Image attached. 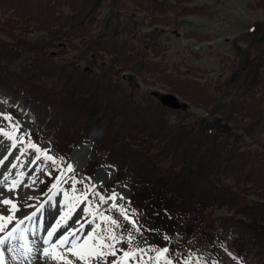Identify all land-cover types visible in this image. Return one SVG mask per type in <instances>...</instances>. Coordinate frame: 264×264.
Masks as SVG:
<instances>
[{"label": "trees", "instance_id": "obj_1", "mask_svg": "<svg viewBox=\"0 0 264 264\" xmlns=\"http://www.w3.org/2000/svg\"><path fill=\"white\" fill-rule=\"evenodd\" d=\"M103 1L108 8L119 9L128 8L125 2H129L132 12L144 11L149 16L147 24H174L176 20L168 10L174 15L207 11L204 4L188 7L183 0H0V36L15 38L14 43L0 38V100L4 108L27 111L31 136L36 142H48L57 158L85 141L90 127L101 129L92 143L91 167L112 163L116 178L129 184L128 200L137 218L129 226L138 229L122 237L128 243L145 231L149 241L143 252L150 253L156 264H175L177 250L185 257L189 251L183 246L200 241L214 254L218 249L214 241H219L220 250L233 253L241 264H264V153L260 149L240 142V135L228 129L223 137L219 131L206 130L185 145L188 124L179 110L142 94L135 96L130 89L132 82L126 90L118 87L111 78L112 64L110 71H93L88 63H55L51 48L66 36L81 37L82 31L74 29L89 27ZM30 5L36 7L29 11ZM15 21L22 27L19 33L13 31L11 22ZM28 23L30 29L25 32ZM147 33H152V53L117 34L114 40L123 51L111 47L109 52L117 51L115 58L140 79L166 85L249 135L252 125L245 120L250 119L252 124L261 121L264 126V85L238 98L217 100L218 83L198 81L193 70L168 63L165 47L160 48L156 41L155 26ZM238 38L253 50L264 52L262 36L257 33L240 34ZM100 41L107 42L96 37L87 45L93 43L99 50L96 43ZM20 52H29L30 57L13 70L9 63ZM91 56L93 60L94 50ZM45 75L47 79L42 80ZM227 178L231 180L229 185L224 183ZM216 208L226 212L212 214ZM165 248L167 252L158 255L156 249Z\"/></svg>", "mask_w": 264, "mask_h": 264}, {"label": "rangeland", "instance_id": "obj_2", "mask_svg": "<svg viewBox=\"0 0 264 264\" xmlns=\"http://www.w3.org/2000/svg\"><path fill=\"white\" fill-rule=\"evenodd\" d=\"M172 2H175V0H172ZM184 2L185 0L182 1V4ZM125 4L130 7L129 2H125ZM185 4H189L190 6L188 7L204 4L207 11H185L184 14L174 15L173 12L168 10L167 14L171 13L176 20L174 24L166 25L157 22L147 24L149 16L145 14L144 11L135 10L132 7L134 12H132L129 7L122 9L115 7L108 8L106 1H103L99 7L97 19L90 20L89 27L84 28L79 26L81 29H74L82 31L81 37L79 36L80 38L77 37V35H73L74 37L66 36L64 39L61 38L57 42V45L51 48L52 51H55L53 52L54 61L56 64L70 62L74 66L87 65L86 63H88V65H92L93 71H98L100 68H105L107 71H110V65L112 64L114 69L112 72H114V74H111V78L116 81L118 87H122L123 90H126L127 84L132 82L133 85L130 87L132 91H130L133 92L135 96L139 97L140 94H142L146 99L169 107H171L169 104L160 101V95L165 92L176 94L179 105L175 106V108L179 110V115H183L182 119L185 124H188L186 128V138L183 142L185 145H188V142L193 141V139L201 137L206 130L210 132L212 130L219 131L220 136L223 137L228 129L232 131L233 134L237 133L240 135V142L244 141L245 143H250L251 148L257 147L258 150L261 149L264 153V126L261 125V121L252 124L250 119L245 120L246 124L252 125V132L249 135L245 131L237 127L235 128L229 120L225 121L221 119L219 114L212 116L201 107L193 105L185 97H182L175 91L169 90L166 85L148 83L140 79L128 65L123 64L121 60L115 58L118 57L117 51L114 53L109 52L112 49L111 47H118V51L122 53L123 49H121V44L117 39L116 41L114 40V37L118 35L119 37H126L132 40L137 44L136 47L138 49L152 53V49L149 45L152 33L149 34L147 31L150 27L155 26L158 33L155 35V38H157L156 41L159 43L160 48L165 47L163 50L164 59L168 63L175 62L181 69L187 68L193 70L195 73L193 77L198 79V81L207 79L206 81H210L212 84L218 83L220 92L217 94L213 92L217 95V100L223 101L226 99L238 98L244 96L249 89L254 90L257 87L263 86L264 52L255 51L251 47L246 46L242 40L237 38V35L242 33H257L262 36V44H264V0H188ZM33 6L36 7V5H30L28 10L31 11ZM70 22L71 20H69L67 25H70ZM11 23L14 28L13 31L16 33L22 31V27L17 26L18 24L16 21ZM26 26L27 27L24 28L25 32L30 29V24L28 23ZM5 29H7V27ZM194 32H198V34H193ZM31 33H37V31H32ZM86 33L88 34V38ZM202 34H207V36ZM135 35H140L142 38L139 39ZM96 37L107 40V42L100 41L96 43L99 50L95 49L93 43L90 46L87 45L89 40L92 42L93 38ZM0 38L12 43H14L15 39L10 35L3 34H1ZM93 50L95 57L93 60H90ZM29 57V52H20L11 60L9 67L13 70H18L20 65ZM111 60H113V63H111ZM129 75H131V78H128ZM122 76H127V78ZM47 77L48 76L45 75L42 80H46ZM2 106L3 104L0 100L1 109ZM13 111L18 113V118L8 120L0 110V130H3L0 132V153L2 152L5 156L7 155L8 159L11 158L9 164L3 167L7 158L4 160L3 157H0V159L2 158L4 161L3 166L0 168V174L3 172L0 179V200L8 198L14 203L17 202L15 204L19 212H23L26 204L32 203L31 200H35L38 203V199L39 201H43L50 195V190H48L49 186L54 181V185L57 183L59 175L61 172L63 174L66 165L64 170L63 166L60 172H54L52 168L59 171V164L55 163L52 159H48V156L44 153L45 151H41L40 147L32 148L30 146L32 144L27 139L29 134L25 116L22 115V117H20L21 112L14 109ZM14 112H11V114L17 116ZM167 117L170 121L174 120V117L170 114H168ZM193 123L194 125L192 126ZM4 133L8 135H4ZM16 133L19 136H17ZM92 134L95 136L94 139L99 136V132L95 129L90 132L89 136L93 137ZM82 146L90 147L89 143H82L77 147L75 146L70 152L71 154H69L65 160L66 164L73 152L80 149ZM37 149H39V151ZM167 162L168 160L165 161V164ZM86 163L87 164L81 169L69 173L64 180L58 184L60 186L56 187V194L52 197V200L50 198L48 199L50 202H48V200L46 201L48 202L47 205L49 208H47V205L45 206L46 213L49 212V216L51 214L54 218L45 222V224L50 227L61 219V215L66 214V216H69L71 214V223L69 224L68 222L63 226V233L65 234L73 228L72 225L77 224V228H80V224L88 222L90 226L84 231L81 239L86 238V234L92 233L98 237L96 240L97 243L100 242L99 238H103L104 243L112 244L115 249V255H107L105 259L99 261V264H112V262H116V264H156V262L152 261L150 253L145 254L142 252L144 246L147 245L149 241V235L145 231L134 239L135 242L137 240L138 243H140V249H137L135 252H130V249V251H125L133 255L125 257V252L122 253L120 251V249L126 245V239L125 237L123 238L122 235H119V240L116 242L111 238L112 230L114 229V231L118 233V228L120 227L122 230L127 231V234L132 235V232L138 229L135 228L131 230L125 227L130 221L137 220L134 209L127 199L129 191L124 181V183L119 182L122 180H119L111 190L106 187L107 182L111 180L113 176L114 168L112 166L109 168H97L98 170L96 172L95 169L91 175H89L92 169L88 167V162ZM15 165H17V168L14 167ZM106 169L110 172L109 174H103L104 176L101 179L103 182L99 181L94 184L98 172ZM30 170H32V172H30ZM19 175H22L23 179H21ZM10 177L14 178L10 180ZM12 180H18L15 182L17 186L9 191ZM230 182L231 180L228 178L224 180L226 185H229ZM88 186H90L89 190L92 187L96 190H92L90 192L91 195L87 194L85 199L84 189H87ZM118 187L124 190V194L119 198L117 197V199L116 193L115 197H111L114 198L115 201H110L108 199L110 193ZM101 197H103V199H101ZM121 199H124V206L119 208L117 215H122V213H120L121 211H126L128 215H125L124 218L122 216V223L115 220L116 223L113 224L112 221L114 220L111 218L110 212L116 211L117 208L109 205L104 209H100L98 206L103 200V204L105 205ZM53 201L57 203L56 207ZM5 207L9 208L10 206L0 204L1 213H4L3 209ZM58 211L59 217L57 214ZM19 212H15L14 214ZM224 212H226L225 209L216 208L212 211V214H223ZM17 217L15 216V219ZM102 217L110 219H102ZM14 220H12L11 223ZM119 220L121 219L119 218ZM35 222L36 224L38 223L37 225L35 224L37 226L36 228L40 229L42 227L40 230H35V234L39 235L41 233L44 236L41 230L49 227H45L43 220L35 219L34 223ZM7 225L11 226L10 223ZM69 225L70 227L65 229ZM97 225L100 227L97 228ZM83 226H85V224ZM123 232L124 231H121L120 234ZM30 239L36 240L34 235ZM54 239H56V237ZM200 242H192L191 246L187 243L183 246L182 249L190 252L189 257H183L180 250H177L175 264H241L225 250H222L224 252L222 255L214 254L208 244ZM159 245L162 247V242ZM214 245L219 246V243L215 241ZM32 256V260L34 259L35 261L34 264H40L35 249L33 250ZM68 257V259L73 261V264H84L83 261L76 259V257L71 254H68ZM21 259L23 258H17L16 262H13L11 259V262L12 264H21L23 262ZM42 260L43 258H41V261ZM51 264L60 263L53 261ZM62 264H64L63 261ZM92 264H97V262L93 260Z\"/></svg>", "mask_w": 264, "mask_h": 264}, {"label": "snow or ice", "instance_id": "obj_3", "mask_svg": "<svg viewBox=\"0 0 264 264\" xmlns=\"http://www.w3.org/2000/svg\"><path fill=\"white\" fill-rule=\"evenodd\" d=\"M3 130H0L2 132ZM4 135H8L4 133ZM31 147L35 148V145H30ZM39 151V149H37ZM45 155H47L45 153ZM48 159H52V157L48 156ZM2 163V161H0ZM6 182V181H5ZM17 184L14 182L9 191L12 188H15ZM86 199V197H85ZM103 199V197H101ZM0 204L10 206L5 207L3 209L4 212H9L11 214L5 216L0 214V232L4 233V235L0 236V264H6L4 253L12 252L13 249L8 247V242L11 239H15V234L19 229V226L24 223V220H31L32 217L36 215L35 212L31 214V216H25L24 219L17 221V226L13 227L10 231L5 232V227L8 223H11L12 220L15 219L14 213L18 211L17 205L8 198L0 200ZM29 206L30 205H26ZM70 214V213H69ZM64 217L62 216L60 220L56 222L54 226L46 229V235L40 237L38 241L27 242L26 244L22 245L23 248V259L27 260L29 264H31V259L33 258L32 253L35 249L38 257L43 258L45 261L52 260V261H63L64 264H73V261L68 259L67 254H71L72 256L76 257V259L83 261L84 264H92V261L95 260L97 264H99L100 260L105 259V257L109 254L115 255V249L112 244H106L103 242V238H99L100 242L97 243L96 240L98 237L92 233L86 234V238L81 239L78 235L80 229H72L67 232L66 235H59L53 240V236L56 235L61 228L63 227L62 221H64ZM102 219H110L102 217ZM115 224V221H112ZM97 228L100 226L97 225ZM80 228H83V224H81ZM112 239L115 240L116 237L112 236ZM131 239V237H129ZM107 249V250H106ZM110 250V251H109ZM158 255H164L167 252V249H156ZM133 255L132 253L125 252L124 256L129 257ZM14 258H16L14 256ZM112 264H116V262H112ZM171 264V262H169Z\"/></svg>", "mask_w": 264, "mask_h": 264}, {"label": "bare ground", "instance_id": "obj_4", "mask_svg": "<svg viewBox=\"0 0 264 264\" xmlns=\"http://www.w3.org/2000/svg\"><path fill=\"white\" fill-rule=\"evenodd\" d=\"M94 134H92V136H93ZM81 145V144H80ZM89 153H90V147H88V146H82V147H80V149H77L75 152H73V154L69 157V159H68V161H67V164H66V168H65V170H64V172H63V174H62V176L60 177V179H59V181H61L66 175H68L69 173H71L72 171H75V170H78V169H81L85 164H86V162H87V160H88V156H89ZM71 154V153H70ZM0 161H2V163H0V168H1V166H3V163H4V161L2 160V158L0 159ZM109 170L108 169H106V170H102V171H99L98 172V174H97V178H96V181H95V183L94 184H96V183H98L99 181H102L101 179L103 178V176L105 175V174H109ZM104 174V175H103ZM108 176V175H107ZM105 179H106V177H105ZM61 183V182H60ZM117 193V196L115 195ZM124 194V190L123 189H121V188H117V189H115L114 191H112L111 193H110V195H109V199H114V198H111V197H115L116 196V198L118 197H120L121 195H123ZM52 199V198H51ZM32 201V203L31 204H26V205H30V207L29 206H26L25 207V210H23V212H19V209H18V211L17 212H19V213H17L18 214V218L19 217H21V216H28V213L29 212H31V214L33 213V212H35L36 214L38 213V212H40V211H42V210H44L45 208V204H48V202H50L49 200H48V202H44V203H37L35 200H31ZM53 203V202H52ZM50 204V203H49ZM44 206V207H43ZM49 209V208H48ZM48 213V214H47ZM46 213V210H45V212H44V215H43V223H44V225L45 226H47L46 224H45V222H48V221H50V220H52L53 218H54V216H52L51 214H50V216H49V212H47ZM11 214V213H10ZM17 214H14V216H16ZM6 216V215H5ZM31 216V215H30ZM49 216V217H48ZM17 217V216H16ZM35 219L36 220H38L35 216L34 217H32V219L31 220H24V223L22 224V230L20 231V232H17V236H20L22 233H23V231L24 230H26V229H28V230H31V231H33L34 233H35V230H37V229H39V228H36L37 226V224H36V222L34 223V221H35ZM69 219L70 218H66V220L64 219V221H62V225L64 226V225H66L68 222H69ZM40 220H42V219H40ZM60 220V219H59ZM42 223V222H41ZM36 224V225H35ZM51 226H54V225H51ZM50 226V227H51ZM10 227V226H9ZM9 227H7L6 229H5V232L6 231H8L9 230ZM49 227V228H50ZM36 228V229H35ZM42 228V227H41ZM40 228V229H41ZM39 229V230H40ZM46 229H48V228H43L41 231L43 232V234H44V236L46 235ZM72 229H74V228H71V230ZM76 229H80V228H76ZM41 234V233H40ZM67 234V232L64 234L63 233V227L61 228V230L56 234V235H54L53 236V240H55L54 238L55 237H57V236H59V235H66ZM2 235H4V233H2V232H0V236H2ZM37 235V234H36ZM42 235V234H41ZM79 235V237L81 238L83 235H81V234H78ZM33 236V235H32ZM31 236V237H32ZM30 237V238H31ZM42 237H43V235H42ZM11 253V252H10ZM38 262L40 263V264H51L53 261L52 260H47V261H45L44 262V259L41 261V258L39 257V260H38Z\"/></svg>", "mask_w": 264, "mask_h": 264}, {"label": "water", "instance_id": "obj_5", "mask_svg": "<svg viewBox=\"0 0 264 264\" xmlns=\"http://www.w3.org/2000/svg\"><path fill=\"white\" fill-rule=\"evenodd\" d=\"M160 100L175 107L178 106L179 103L176 99V96L174 94L171 93H163L160 95Z\"/></svg>", "mask_w": 264, "mask_h": 264}]
</instances>
